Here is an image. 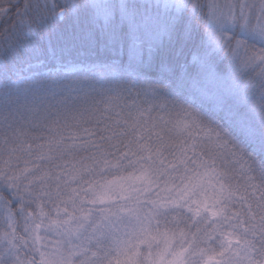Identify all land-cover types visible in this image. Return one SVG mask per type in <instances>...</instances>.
Instances as JSON below:
<instances>
[{
  "label": "snow or ice",
  "instance_id": "1",
  "mask_svg": "<svg viewBox=\"0 0 264 264\" xmlns=\"http://www.w3.org/2000/svg\"><path fill=\"white\" fill-rule=\"evenodd\" d=\"M0 264H264V0H0Z\"/></svg>",
  "mask_w": 264,
  "mask_h": 264
}]
</instances>
